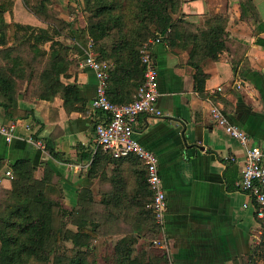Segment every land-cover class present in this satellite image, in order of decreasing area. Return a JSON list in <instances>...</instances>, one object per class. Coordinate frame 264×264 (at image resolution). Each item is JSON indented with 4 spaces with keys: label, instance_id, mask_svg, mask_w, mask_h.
Segmentation results:
<instances>
[{
    "label": "crops",
    "instance_id": "1",
    "mask_svg": "<svg viewBox=\"0 0 264 264\" xmlns=\"http://www.w3.org/2000/svg\"><path fill=\"white\" fill-rule=\"evenodd\" d=\"M181 1L182 14L176 17L184 20L180 25L184 46L171 48L163 41L153 46L159 70L157 107L163 115L141 114L135 127L136 138L159 159L168 203V258L170 264H264L259 248L264 229L257 203L237 186L246 149L211 115L213 107H220L231 123L246 131L251 143L264 149V0ZM83 4V0L49 1V12L72 24L63 32L54 19L36 15L23 0H16L12 15L5 16L7 23L46 29L53 39L39 43L36 53L30 47L34 40L20 44L24 34L19 31L18 42L11 43L7 55L0 46L4 53L0 65L16 66L15 58L21 59L12 83L21 88L19 108L34 112L12 119L0 106V185L10 188L7 171L12 172L11 165L18 160H31L38 178L47 162L56 172V192L63 193L67 207L77 205L79 191L85 188L93 202L107 201L109 215L118 218L124 234L145 233L152 225L145 212H151L152 200L151 196L147 201L145 164L135 155L115 158L95 140V127L104 114L92 105L96 74L82 65L91 50L83 33ZM215 26L221 29L224 49L216 60L205 58L202 48L194 56L205 77L200 90L202 76L191 64V52L202 34ZM55 28L60 33H54ZM54 41L63 47L52 46ZM53 54L59 68L56 78L47 80L44 72L49 73ZM108 61L109 98L115 103L132 101L143 80L139 69L116 68L112 58ZM69 84L77 85L80 94L70 95L74 100L66 103L64 88ZM11 125L15 127L9 141L1 127ZM47 142L60 158L49 153ZM146 240L139 237L136 247H145Z\"/></svg>",
    "mask_w": 264,
    "mask_h": 264
},
{
    "label": "trees",
    "instance_id": "2",
    "mask_svg": "<svg viewBox=\"0 0 264 264\" xmlns=\"http://www.w3.org/2000/svg\"><path fill=\"white\" fill-rule=\"evenodd\" d=\"M49 1L23 0L36 15L54 19L61 32L71 28V23L57 19L49 12ZM15 2L16 0H0L2 51L7 55L11 50V43L15 44L19 40L18 32L23 31L20 44L25 45L34 40L30 47L32 51L39 53V43L53 38L46 29L15 22L7 23L5 16L8 13L12 15ZM83 3L86 21L84 35L92 41L97 59L108 61L112 58L116 68H125L124 65L136 67L143 79L144 66L140 51L146 41L162 35L163 43L169 47L184 46L180 43V25L184 20L181 16L176 17L182 14L181 0H83ZM54 30V33H60L58 28ZM221 39V29L215 26L202 34L201 40L191 52V64L195 65L197 76H202V79L196 76L200 90L204 87L205 77L194 56L201 53L199 48H202L205 58L216 60L218 53L224 49ZM57 45L62 46L59 41L52 44ZM2 51L0 54L4 55ZM52 56L49 63L51 69L49 73L47 70L44 72L47 80H54L55 69L59 68L58 57L56 54ZM15 62L16 66L0 65V106L12 119L25 118L34 113H27L18 106V96L22 92L21 88L12 83V79L22 61L15 58ZM64 90L67 91L64 94L66 103L74 100H70V95L79 98L80 89L77 85L69 84ZM101 113L104 114L102 111ZM46 147L54 157L62 156L55 152L52 143L47 142ZM11 168L13 177L10 188L0 185V264H170L168 252L151 243L158 236L159 229L149 210L145 212L151 216L152 225L147 232L131 234L133 231H130L131 233L124 234L118 218L109 215L107 201L93 202L90 190L84 188L79 191L77 205L67 207L63 193L56 192L55 187L59 186L55 179L56 172L47 162L40 178L37 177V167L31 160H18ZM151 196L148 186V202ZM139 237L147 238L145 247H136ZM259 248L264 251V239Z\"/></svg>",
    "mask_w": 264,
    "mask_h": 264
},
{
    "label": "built area",
    "instance_id": "3",
    "mask_svg": "<svg viewBox=\"0 0 264 264\" xmlns=\"http://www.w3.org/2000/svg\"><path fill=\"white\" fill-rule=\"evenodd\" d=\"M163 36L146 41L140 51V58L144 66V78L131 102L118 104L108 97L111 63L99 60L93 50L83 59V67L94 70L98 79L96 96L92 105L104 112V118L95 127L97 145L109 152L115 158L137 156L146 167L147 182L152 192V200L148 204L155 217L160 237L152 239L151 243L159 248L169 250V242L165 235V221L167 213V195L159 168L156 153L144 146L135 136V127L141 114L162 116L163 112L157 107L159 92V70L154 58L153 46L162 42ZM241 87L240 84H238ZM213 121L222 126L227 134L239 140L246 149V158L242 176L237 182L240 190L257 203V215L264 229V149L260 144L251 143L245 130L231 123L220 107L211 109ZM14 125L2 126L1 132L7 140L13 136ZM7 175L13 177L11 171Z\"/></svg>",
    "mask_w": 264,
    "mask_h": 264
},
{
    "label": "rangeland",
    "instance_id": "4",
    "mask_svg": "<svg viewBox=\"0 0 264 264\" xmlns=\"http://www.w3.org/2000/svg\"><path fill=\"white\" fill-rule=\"evenodd\" d=\"M101 244V241L99 242V245Z\"/></svg>",
    "mask_w": 264,
    "mask_h": 264
}]
</instances>
